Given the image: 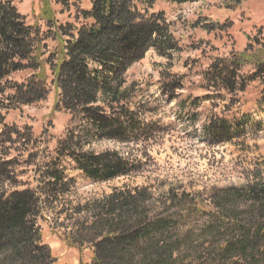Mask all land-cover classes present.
Masks as SVG:
<instances>
[{"label": "rangeland", "instance_id": "1", "mask_svg": "<svg viewBox=\"0 0 264 264\" xmlns=\"http://www.w3.org/2000/svg\"><path fill=\"white\" fill-rule=\"evenodd\" d=\"M42 1L14 0L13 5L26 24L37 26L47 38L41 49L46 59L67 40L62 36L65 30L82 23L77 9H88V3L48 0L55 22L47 27L41 18ZM235 1L172 4L155 0L150 14L164 15L178 50L169 58L150 50L126 74L127 84L137 91L130 107L138 123L132 129L137 126L140 131L127 135V143L101 141L83 149L118 153L127 164V176L93 181L68 155L58 153V142L70 134L84 136L87 126L65 111H54L57 91L47 67L46 99L6 116L7 127H1V132L15 131L17 136L11 150L3 151L13 160V178L0 183V194L25 189L38 192L35 222L44 245L58 258L56 264H79V258L91 262L93 250L88 243L97 238L99 229L98 224L93 229L88 226L94 215L104 214L103 204L97 203L116 189L138 190L137 198L150 199L142 203L144 210L159 208L160 218L169 226L167 240L174 242L172 264H233L216 255L217 246L239 234L232 228L219 234L215 215L199 214L193 201L200 197L208 210L205 204L211 191L219 194L244 187L258 175L264 179V105L260 101L264 81L255 66L264 62V0H240L236 9L226 8ZM58 28L63 30L61 35ZM242 53L247 62L238 72L237 91L228 95L221 83L213 81L216 73L210 67L217 59ZM26 74L14 80L21 81ZM174 84L181 88L175 89ZM241 86L244 90L238 92ZM221 122L230 128V139L222 136ZM210 126L216 135L207 131ZM52 175L57 177L55 182ZM233 206L228 208L233 210ZM250 220L244 213L237 215L236 226L249 228ZM70 240L79 247H68ZM249 252L254 258L255 251ZM63 254L68 256L62 258ZM237 264H264V259Z\"/></svg>", "mask_w": 264, "mask_h": 264}, {"label": "trees", "instance_id": "2", "mask_svg": "<svg viewBox=\"0 0 264 264\" xmlns=\"http://www.w3.org/2000/svg\"><path fill=\"white\" fill-rule=\"evenodd\" d=\"M13 1L0 0V128L7 127L5 118L10 112L46 99L47 67L57 91L54 111H65L87 126L84 136L70 134L58 142V153L68 155L93 181L127 176V164L118 153L95 154L83 149L101 141L127 143V135L140 131L137 126L132 129L133 123H138L130 107L137 91L133 84H127L126 74L150 50L163 58L178 50L164 15L150 14L155 0H87L88 9H77L82 23L64 33L58 28V35L63 33L67 40L46 59L41 49H45L42 41L47 38L42 37L37 26L26 24ZM167 1L181 4L187 0ZM239 1L226 8L236 9ZM42 3L41 18L47 27H53V10L48 0ZM246 62L244 53L215 60L210 67L216 73L213 81L221 83L232 95L237 91L238 72ZM256 63L264 81V62ZM23 73H28L23 80H14ZM177 85H173L175 89L181 88ZM243 90V86L238 88V92ZM260 101L264 105V89ZM224 123L221 122L222 136L230 139L231 130ZM206 129L212 135L217 133L212 126ZM2 134L0 130V183L13 178V160L3 151L11 150L16 143L13 137L17 136L15 131ZM259 177L244 187L219 194L211 191L205 204L210 207L208 210L200 197L193 201L199 214L215 215L219 234L231 228L239 234L240 237L233 235L217 246L216 255L223 261L237 264L241 260L264 259V179ZM51 180L55 182L56 175ZM137 191L116 189L97 203L103 204L104 214L94 215L95 220L88 226L93 229L98 224L99 229L97 238L88 243L93 250L92 259L87 263L79 258V264H172L174 242L167 240V221L160 218L158 207L144 210L142 203L150 199L144 195L137 198ZM237 203L246 206L240 208ZM232 204L233 210L228 208ZM39 205L36 190L0 194V264L57 263L35 222ZM243 213L250 216L249 228L236 226L237 215ZM68 247H79V243L70 240ZM249 249L255 251L254 258Z\"/></svg>", "mask_w": 264, "mask_h": 264}, {"label": "crops", "instance_id": "3", "mask_svg": "<svg viewBox=\"0 0 264 264\" xmlns=\"http://www.w3.org/2000/svg\"><path fill=\"white\" fill-rule=\"evenodd\" d=\"M52 252H53V250H52ZM53 253H54V252H53ZM63 256L65 257V256H68V255H64V254H63L62 257H63ZM57 259H58V258H57Z\"/></svg>", "mask_w": 264, "mask_h": 264}]
</instances>
